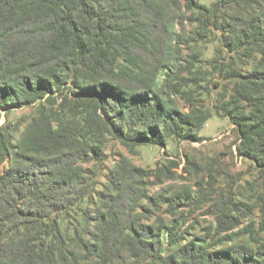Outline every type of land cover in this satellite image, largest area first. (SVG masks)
I'll return each instance as SVG.
<instances>
[{"label": "trees", "instance_id": "1", "mask_svg": "<svg viewBox=\"0 0 264 264\" xmlns=\"http://www.w3.org/2000/svg\"><path fill=\"white\" fill-rule=\"evenodd\" d=\"M214 31L223 49L200 59L193 46ZM210 77L222 80L216 113L235 125L238 155L264 178V0H0V118L39 104L18 143L20 122L0 126V264H264V192L254 204L220 193L216 225L190 235L181 208L194 191L167 184L177 163L122 157L96 190L111 136L203 141ZM256 208L259 226L239 229ZM79 211L72 238L64 222Z\"/></svg>", "mask_w": 264, "mask_h": 264}, {"label": "rangeland", "instance_id": "2", "mask_svg": "<svg viewBox=\"0 0 264 264\" xmlns=\"http://www.w3.org/2000/svg\"><path fill=\"white\" fill-rule=\"evenodd\" d=\"M196 27L192 26L189 29L194 31ZM210 37V40L200 41L193 46L196 47V54L200 59H213L223 49L219 32L214 31ZM209 79H212L210 83L202 84L203 87L208 85L203 98L206 106L210 107L214 114L200 132L203 141H182L180 143L170 141L167 146L138 144L135 147H127L118 138L111 136L102 162L98 164L99 177L96 188L98 193L105 189L108 177L119 160L126 157L144 169L171 168L175 164L170 162L177 163V168H172L175 179L168 180L167 184L174 187H190L194 191L197 200L193 207L183 206L181 208V212L187 219L185 228H189L190 235H202L205 227L216 225V217L211 214L210 207L212 200L220 193L232 195L235 200L244 201L247 204L255 203L254 197L264 192L263 173L251 161L238 155L236 147L239 143V135L235 125L223 114L217 115L216 113V97L222 91V88H219L222 80L219 77ZM180 104L182 109L187 110L184 104ZM38 105L2 111L0 126L11 124L8 126L13 129L19 122L21 124L13 136L15 144L18 143L30 119L37 115ZM161 187H151L150 194L157 192ZM99 205L100 197L96 194L87 199L81 207L83 210L86 208L94 210ZM158 215L161 214L158 213ZM262 220L260 209L256 208L252 216L244 221L239 229H243L252 221L258 223L259 226ZM80 225H84L81 211L67 215L64 228H67V233L72 238L75 235V229L80 228ZM260 235L264 238V232ZM95 260L96 258L93 259ZM115 264L139 263L125 255Z\"/></svg>", "mask_w": 264, "mask_h": 264}]
</instances>
